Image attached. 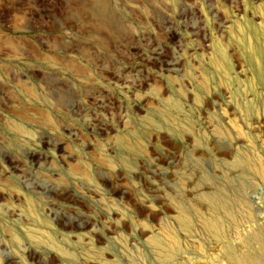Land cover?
<instances>
[{"label": "rangeland", "instance_id": "obj_1", "mask_svg": "<svg viewBox=\"0 0 264 264\" xmlns=\"http://www.w3.org/2000/svg\"><path fill=\"white\" fill-rule=\"evenodd\" d=\"M254 49L264 0H0V264H264Z\"/></svg>", "mask_w": 264, "mask_h": 264}, {"label": "bare ground", "instance_id": "obj_2", "mask_svg": "<svg viewBox=\"0 0 264 264\" xmlns=\"http://www.w3.org/2000/svg\"><path fill=\"white\" fill-rule=\"evenodd\" d=\"M96 2V1H95ZM96 4V3H95ZM107 7L108 6H106L105 4H102V3H97L96 4V6H95V9H96V11L98 12V13H100L102 16H104L105 17V20H106V17L108 16V11H107ZM110 13V12H109ZM101 16V17H102ZM110 16H111V14H110ZM109 16V18L111 19V17ZM108 19V18H107ZM223 21V20H222ZM237 25H239V24H237ZM239 27H240V25H239ZM241 30V29H240ZM244 30H243V28H242V30H241V33H242V36H243V34H244ZM194 36V35H193ZM243 38H244V40L243 41H245V39L247 40L246 42H245V47L247 48V49H253V46H252V43H251V39H250V37L249 36H247V34L245 33V36H243ZM244 43V42H243ZM156 55H159V54H162V51H160V52H156L155 53ZM252 58L254 59V62H255V65H256V67H257V71H258V73L260 74V76H261V78H262V80H263V83H264V68H262V66H261V63H260V61H259V59L257 58V53H256V50L254 49L253 51H252ZM210 63H211V65H212V67H214L215 69H217V70H222V69H225L226 70V68L228 67V64H229V62H228V59H227V56H226V52H225V50L222 48V46L220 45V44H218V43H216V45L214 46V55H213V58L211 59V61H210ZM166 64L168 65V66H171V67H174V66H176L177 65V62L176 61H174V60H168V61H166ZM175 70V69H174ZM216 72V71H215ZM226 73V72H225ZM203 77H204V75H203ZM204 78H206V76L204 77ZM220 78V77H219ZM207 80V78L206 79H204L203 80V82H202V84H204L203 86H205V84H206V81ZM220 80H221V78H220ZM209 86V85H208ZM206 89V88H205ZM208 89V88H207ZM180 90V89H179ZM30 91V90H29ZM184 94V93H183ZM31 95V94H30ZM35 95V94H34ZM32 96V98H33V94L31 95ZM35 97V96H34ZM249 97V96H248ZM36 98V97H35ZM243 120V119H242ZM248 120V119H247ZM256 121V120H255ZM242 123L244 124V122L242 121ZM230 124V123H229ZM255 124V123H254ZM11 126V125H10ZM17 126V125H16ZM177 126V125H176ZM235 126V125H234ZM232 127V126H231ZM232 129H233V127H232ZM18 130H21L20 128H18ZM183 130H185V129H183ZM220 129L218 128L217 129V131H219ZM249 130V129H248ZM234 131V130H233ZM235 131H236V134L237 135H235L234 134V132H233V134H234V136L236 137L237 136V138H239V137H242V138H250V135H249V133L248 132H245L241 127H239V126H235ZM220 134H222V133H218V135H220ZM18 135H20V134H18ZM231 135V134H230ZM131 137V136H130ZM194 139V138H193ZM240 140V139H239ZM121 141L122 142H125V140H123V139H121ZM237 142H238V140H237ZM244 142V141H243ZM246 143H247V141H245ZM126 143V142H125ZM248 144V143H247ZM143 150V149H142ZM105 159V158H104ZM104 162V161H103ZM256 171H257V174L259 175V177H260V179H263L264 180V169L262 168V166L260 167V166H258V168L256 169ZM87 176H90L88 173H87ZM262 180V181H263ZM33 204V203H32ZM33 207H34V205H33ZM180 215L182 216V219L184 220V217L185 216H187L186 215V213L181 209L180 210ZM208 226L210 227V228H213L214 227V225H213V223H208ZM175 234V233H174ZM167 236H168V239H169V241H170V243L171 244H175L176 243V239H175V237H174V235L173 234H171V233H167Z\"/></svg>", "mask_w": 264, "mask_h": 264}]
</instances>
